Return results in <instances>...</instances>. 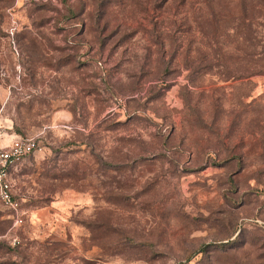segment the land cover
Segmentation results:
<instances>
[{
    "label": "rangeland",
    "instance_id": "rangeland-1",
    "mask_svg": "<svg viewBox=\"0 0 264 264\" xmlns=\"http://www.w3.org/2000/svg\"><path fill=\"white\" fill-rule=\"evenodd\" d=\"M12 134L0 264H264V0H0Z\"/></svg>",
    "mask_w": 264,
    "mask_h": 264
},
{
    "label": "built area",
    "instance_id": "built-area-1",
    "mask_svg": "<svg viewBox=\"0 0 264 264\" xmlns=\"http://www.w3.org/2000/svg\"><path fill=\"white\" fill-rule=\"evenodd\" d=\"M41 150V143L34 137L9 135L0 138V202L6 207L18 211L19 201L16 197L15 175L23 162ZM24 221L18 215L16 223Z\"/></svg>",
    "mask_w": 264,
    "mask_h": 264
}]
</instances>
